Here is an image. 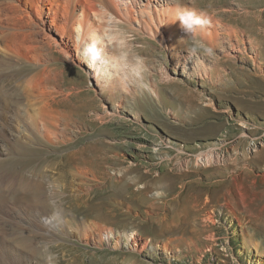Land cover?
I'll return each mask as SVG.
<instances>
[{
	"label": "rangeland",
	"instance_id": "rangeland-1",
	"mask_svg": "<svg viewBox=\"0 0 264 264\" xmlns=\"http://www.w3.org/2000/svg\"><path fill=\"white\" fill-rule=\"evenodd\" d=\"M9 2L0 0V264H264V0L159 1L171 16L186 8L218 23L212 45L181 29L167 46L143 41L136 22L122 24L112 51L140 72L128 92L112 63L96 77L71 47L49 46L43 27L21 25V36ZM40 73L68 139L55 149L30 133L36 98L24 83ZM83 148L97 176L73 169L74 209L53 207L61 217L46 224L34 211L47 206L21 195L41 187L50 161ZM208 153L220 158L198 160Z\"/></svg>",
	"mask_w": 264,
	"mask_h": 264
},
{
	"label": "bare ground",
	"instance_id": "bare-ground-1",
	"mask_svg": "<svg viewBox=\"0 0 264 264\" xmlns=\"http://www.w3.org/2000/svg\"><path fill=\"white\" fill-rule=\"evenodd\" d=\"M159 1L161 0H10L8 5L12 10L15 20L20 26L19 29L21 30H17V31L18 32L20 31L21 36L27 38L26 36L30 34L27 33V31L23 30L25 29L26 26H30V25L37 26L41 28L40 30H42L43 27V30H45V32H43L44 40L49 46H55V48L59 52L65 54L71 52L70 50L71 47V49H73V51L77 56L81 55L83 59L89 62L90 68H93L94 70L93 74L96 77H99L101 75V77L104 79L105 72L108 69V66L112 63L114 65L113 69L118 85L121 86L120 87L121 89L128 92L129 90L127 84H131V82H133L132 78H134V80L137 81V79L140 77L139 76L137 78L135 76L136 77L135 78L131 74L137 75L140 74V72H138L139 70L137 68H136L137 71H135L133 64L131 65L132 66L131 69L135 72L129 74L130 71L128 70L129 67L128 68L125 67V65L128 64L125 63L126 59L121 56L115 55L113 53L112 47L117 45L122 46L124 44V39L118 37L115 31H117L116 29L120 27L122 24L131 25V21H134L136 22L135 24H137L139 27L138 29L132 31L135 36L137 35L140 39L144 41L143 37L141 36H144V34H146L147 36L157 39L162 44L167 46L169 42L166 36H170V34L172 36V34L178 33V29H180V27L178 22L175 20V15L171 16V14H168L169 12L166 11L165 9L167 8L168 10V6L170 5V3L162 2L161 4V2ZM153 3H155L157 6L154 5ZM134 12L135 14L137 13V17H135ZM92 16L97 17L100 21L97 24L94 23L92 21ZM208 21L209 23L204 28L198 29L194 34L201 35V37L204 38V41H207V45L216 44L214 38L217 37L219 32L216 31L214 26L219 24L210 21L209 17H208ZM21 25L25 27L23 28L21 27ZM242 25H243L242 27L246 28V33L248 35V38L250 39L252 34L250 30L251 28L250 25L247 23L246 24L243 23ZM231 34H236V32L233 31ZM229 35L230 34H227V36ZM29 40L25 39V41H29ZM25 41L23 43H25ZM251 42L253 44V41ZM24 46L25 47L27 46L29 50L33 48L30 45V43L29 45L27 44ZM255 46L258 45L256 44ZM17 47L15 48L16 50L18 49ZM28 48L26 51H29ZM42 78L44 77H42V73H40L38 76L28 78L27 80H25L24 83L25 90L30 94H34L33 96L34 98H36V101L33 102L32 104L33 106L36 107V109L33 110L34 113L31 116V121H32L31 126L33 127L30 133L31 135L35 136L34 139H36L37 141H38L37 138L39 137L37 136V134L39 135L41 134L40 135L41 137L39 138H42V140H40L42 142V146H47L55 149L57 147L67 144L68 139L67 138H66L67 140L62 139L64 138V135L59 132V128H58L59 121L56 122L55 120L57 118L55 117L56 119L54 118L55 119L54 120L53 117L51 115L49 116L48 115L49 113H47L48 109L46 110V108H48V105L45 104L46 101L44 99L42 100V98H45L42 96L44 94L43 92H45L44 91L45 88L43 87L44 84L42 83ZM260 82H262V80ZM57 114H59V112ZM1 122L2 121H0V124ZM85 145L87 146V144ZM87 148L89 147L87 146ZM92 149H90V151ZM84 150L85 148L79 149L77 151L67 153L63 157L54 159L53 161L49 160L50 163L47 165L48 169L45 168L46 166L43 167L45 169L42 168L41 187L40 185H38L39 183L37 185L31 184L33 186L32 188L35 189L33 191L36 192H33L31 187H30L31 189L28 190L24 188L25 185L22 187L24 188V190H26L21 195L22 198L25 199L24 201L28 200V202H30V205L32 204L34 207L37 205V203L46 205L47 207L50 206L49 208L47 207L43 208L39 205V207H41L42 210H40L41 208L37 209L39 207L37 208L35 207V211H34L37 215L47 219L46 224L48 223V219L51 222H58V219L61 217V212L59 210L58 211L54 210L53 207H58V208L64 207L65 209H70V211H73L74 209L71 195L68 194V192H70L69 186L71 184V179L73 178V176L71 175L73 169H76L77 170L76 172L80 173V175L89 173L92 175V177L97 176V173L94 172L95 169H92L89 166L90 159L82 160V157H80L82 156L81 152H83ZM96 150L97 148L95 149V151ZM97 152H95V154H97ZM94 157L96 158V155ZM218 158H220L218 157V155L215 156V154L208 153L205 154V156H203L202 159H198V160L204 161L205 162L204 164H209V163H215ZM102 160L105 161L108 159H102ZM102 160L100 161L101 163ZM95 168L98 167L95 166ZM132 172L133 169H128L123 171L121 174L122 176L120 178V183L124 182L126 180L125 179L126 176L131 174ZM133 181H130V183ZM120 183L119 185H121ZM44 193H46V195ZM110 193L111 192H109V194ZM36 194L37 195L40 194L42 196V200ZM44 196L47 199L43 198ZM54 196L58 197L57 203H54L56 200ZM50 200L52 201L51 205L50 203H48ZM35 203L36 205H34ZM209 223H212V221L209 220ZM169 230H171L172 233L176 232V229L173 226H170ZM128 239L134 241L132 235L129 236ZM209 240L213 241L214 237L210 236ZM131 244L133 246L134 245L136 246V243L134 242H132Z\"/></svg>",
	"mask_w": 264,
	"mask_h": 264
},
{
	"label": "clouds",
	"instance_id": "clouds-1",
	"mask_svg": "<svg viewBox=\"0 0 264 264\" xmlns=\"http://www.w3.org/2000/svg\"><path fill=\"white\" fill-rule=\"evenodd\" d=\"M175 20L178 22L182 33L186 35H193L198 29L204 28L209 23L204 13L186 8L176 11ZM46 259L50 261L53 257L49 255Z\"/></svg>",
	"mask_w": 264,
	"mask_h": 264
}]
</instances>
